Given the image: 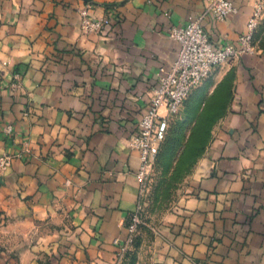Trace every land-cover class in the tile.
<instances>
[{
    "label": "crops",
    "instance_id": "crops-1",
    "mask_svg": "<svg viewBox=\"0 0 264 264\" xmlns=\"http://www.w3.org/2000/svg\"><path fill=\"white\" fill-rule=\"evenodd\" d=\"M211 1L0 0V156L12 158L0 264L114 262L140 196L129 141L177 58L171 28ZM232 1L236 13L203 20L217 44L247 32L255 0ZM85 7L112 24L85 32ZM263 30L264 10L256 41ZM234 59L232 101L171 214L162 264H264V43Z\"/></svg>",
    "mask_w": 264,
    "mask_h": 264
},
{
    "label": "rangeland",
    "instance_id": "rangeland-1",
    "mask_svg": "<svg viewBox=\"0 0 264 264\" xmlns=\"http://www.w3.org/2000/svg\"><path fill=\"white\" fill-rule=\"evenodd\" d=\"M257 35L256 41L254 34V50L256 43H264V30ZM234 60L229 59L215 67L171 117L168 136L160 146L158 159L138 199L141 224L133 233L126 229L124 241L114 242L116 255L112 264L163 263L159 259H162L171 214L179 211V203L190 193L197 166L232 101L238 75L237 67L231 65ZM218 76L222 78L216 81ZM128 226L129 219L126 228Z\"/></svg>",
    "mask_w": 264,
    "mask_h": 264
},
{
    "label": "built area",
    "instance_id": "built-area-1",
    "mask_svg": "<svg viewBox=\"0 0 264 264\" xmlns=\"http://www.w3.org/2000/svg\"><path fill=\"white\" fill-rule=\"evenodd\" d=\"M264 10V0H255L247 25V32L239 39V45L231 42L217 44L203 26L207 14L224 20L237 12L232 0H212L206 11L190 19L186 25L173 26L170 36L177 41L178 55L171 65L159 76V85L154 89L147 109L139 123L138 131L129 141V146L139 152L140 167L136 177L143 194L149 173L157 159L160 146L165 141L170 120L178 113L188 95L218 65L229 59L254 51V34ZM81 26L85 32H101L112 24L110 16L96 17L88 8L80 9ZM13 126L7 125L6 134L13 133ZM12 163L8 154L0 156V170H6ZM141 205L137 204L129 218V233L135 232L141 224Z\"/></svg>",
    "mask_w": 264,
    "mask_h": 264
},
{
    "label": "trees",
    "instance_id": "trees-1",
    "mask_svg": "<svg viewBox=\"0 0 264 264\" xmlns=\"http://www.w3.org/2000/svg\"><path fill=\"white\" fill-rule=\"evenodd\" d=\"M212 101V100H211ZM212 105V104H211ZM209 119H211V117H209ZM211 121H212V119H211ZM170 126V125H169ZM170 128V127H169ZM168 131H169V129H168ZM167 136H168V132H167ZM167 136H166V138H167ZM166 140V139H165ZM158 155H159V153H158ZM157 159H158V156H157Z\"/></svg>",
    "mask_w": 264,
    "mask_h": 264
}]
</instances>
